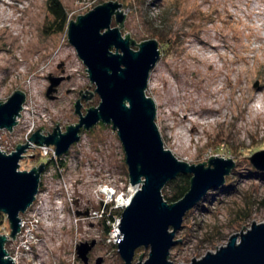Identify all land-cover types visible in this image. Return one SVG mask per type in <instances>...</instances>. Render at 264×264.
Listing matches in <instances>:
<instances>
[{"label": "rangeland", "instance_id": "374dc122", "mask_svg": "<svg viewBox=\"0 0 264 264\" xmlns=\"http://www.w3.org/2000/svg\"><path fill=\"white\" fill-rule=\"evenodd\" d=\"M47 1L0 0V102L17 91L26 96L18 124L12 131L0 130V151L9 155L41 127L43 136L55 124L65 132L78 122L73 104L78 99L82 115L100 104L68 42L67 25L116 1L126 15L121 36L128 33L137 45L145 40L159 45L161 58L149 74L146 96L155 103L164 148L189 165L215 156L234 162L224 191L208 190L185 214L174 236L181 242L169 250L168 260L191 264L250 229L252 222H264V171L249 161L264 151V0H59L68 22L57 33ZM111 26H116L114 20ZM49 75L67 79L54 100L45 94ZM79 91L91 92V100L80 99ZM80 135L61 156L64 166L49 165L41 175V190L49 193L42 199H49L50 209L37 219L41 253L34 260L21 255L22 246L15 241L4 244L18 264H83L75 250L91 241L97 244L88 264L100 257L101 264H123L103 232L104 218L118 211L119 195L128 198L135 191L129 188L122 145L110 125L98 124ZM23 156L20 172L47 163L33 146ZM2 235L10 241V226L1 214ZM135 252L133 264L150 253L145 248Z\"/></svg>", "mask_w": 264, "mask_h": 264}, {"label": "water", "instance_id": "95a60500", "mask_svg": "<svg viewBox=\"0 0 264 264\" xmlns=\"http://www.w3.org/2000/svg\"><path fill=\"white\" fill-rule=\"evenodd\" d=\"M121 9L122 5L116 1L106 2L67 25L68 42L82 60L88 80L95 85L100 104L86 109L82 115L78 99L73 103L74 113L79 117L76 124L66 126L63 133L55 124L47 136L39 133L46 131L41 127L31 134L29 142L53 146L55 155L61 157L80 140L81 130L88 131L98 124L110 125L123 148L129 188L135 189L120 214L116 252L123 264H133L135 251L140 248L149 249L150 253L144 262L140 261L143 254L139 256L136 264H173L168 260L169 250L181 242L174 240V236L182 227L183 217L204 199L208 190L223 186L234 162L215 156L205 163L189 165L164 148L155 121V103L146 96L149 74L161 58L159 45L154 40L137 45L124 31L125 36H121L126 18ZM112 20L116 26H111ZM135 46L137 50L133 49ZM47 80L46 97L54 100L57 88L67 79L63 75H49ZM79 95L85 101L93 96L87 91H79ZM25 100V94L17 91L6 102H0V130L14 129ZM29 146V143L18 145L9 155L0 151V215L6 216L12 240L20 231L19 215L33 205L46 170V164L42 163L31 171H18ZM249 161L255 170L264 171V151L254 154ZM179 175L191 176L189 191L183 199L169 204L161 193ZM6 242L7 237L0 236V264H14L6 257ZM95 246V241L79 243L75 250L77 259L88 264L89 252ZM191 261V264H264V222H252L250 229L230 236L228 243L215 253L208 252ZM101 263V257L95 261Z\"/></svg>", "mask_w": 264, "mask_h": 264}, {"label": "built area", "instance_id": "2783aa9c", "mask_svg": "<svg viewBox=\"0 0 264 264\" xmlns=\"http://www.w3.org/2000/svg\"><path fill=\"white\" fill-rule=\"evenodd\" d=\"M19 118L17 119V124H18ZM29 145H30L29 149H31L32 146L38 148L41 157H44L45 159H47V162L50 163L51 165L52 163H55L58 165V162L60 161V159H62L61 157H58L55 155V147L53 146L52 147L45 146V145L37 146L33 142H31V144ZM40 181L41 183L38 189L39 193L35 196L33 205L20 215V223H19L20 231L15 235L16 237L13 240L10 239V241H7V243L15 241V243H17V246L21 245L22 249L19 250V253L21 255H24V254L29 255L34 260L36 258L35 254L41 253L40 252L41 247L39 246V244H41V236L39 235L40 234L39 233L40 224L37 219L38 217H42L44 212L45 213L50 212V209L46 208V202H48L49 199L46 197L42 199L43 193L46 195H49V193L46 189L41 190V188L43 187L42 186L43 181L41 180V178H40ZM119 197L121 201L120 202L117 201L115 208H114L115 210H118V211H120V209L126 206L130 201V197L124 198L123 193H121ZM123 202L125 203L123 204ZM109 216H110L109 219L111 220L110 221L107 220V223H106L107 227L109 228L107 239L109 243H111L112 246L116 247L119 244V234L120 233L117 227L119 226L120 221H119L118 215L111 214ZM28 217L32 218L33 220L32 224L29 223ZM9 255L10 254L8 253V257L13 260V263L18 264V260L16 259V257H11Z\"/></svg>", "mask_w": 264, "mask_h": 264}, {"label": "trees", "instance_id": "16d2710c", "mask_svg": "<svg viewBox=\"0 0 264 264\" xmlns=\"http://www.w3.org/2000/svg\"><path fill=\"white\" fill-rule=\"evenodd\" d=\"M47 7L50 15L54 18V28L55 33L58 31H61L65 29L68 22V17H66L64 7L61 5L59 0H48L47 1ZM59 164L52 163V165H55L57 169L64 166V163L62 162V159L58 162ZM51 165L50 163H46L45 169L47 170L48 166ZM126 168V166H125ZM190 175H179L177 178H175L173 181L169 182L165 185L163 188V191L161 193L164 200L171 204L176 201H179L184 198V195L189 191L190 188ZM221 189L224 191V189L221 187ZM121 211H116V215H120ZM114 214V212H113ZM111 215V214H110ZM109 217L104 218V226H103V232H105V235L107 237L109 228L107 227L106 223L107 220L110 221Z\"/></svg>", "mask_w": 264, "mask_h": 264}, {"label": "flooded vegetation", "instance_id": "af4514ba", "mask_svg": "<svg viewBox=\"0 0 264 264\" xmlns=\"http://www.w3.org/2000/svg\"><path fill=\"white\" fill-rule=\"evenodd\" d=\"M52 131H53V130H52ZM81 131H82V130H81ZM81 131H80V134H81ZM51 133H52V132H51ZM51 133H49L48 135H50ZM80 134H79V136H81ZM45 136H47V134H46ZM96 244H97V243H96ZM89 255H90V254H89ZM89 258H90V256H89ZM88 263H89V261H88Z\"/></svg>", "mask_w": 264, "mask_h": 264}, {"label": "bare ground", "instance_id": "6f19581e", "mask_svg": "<svg viewBox=\"0 0 264 264\" xmlns=\"http://www.w3.org/2000/svg\"><path fill=\"white\" fill-rule=\"evenodd\" d=\"M109 198H111V196H109ZM118 199V201L120 202L121 201V199H120V197L119 198H117ZM125 202H123V204H124Z\"/></svg>", "mask_w": 264, "mask_h": 264}]
</instances>
